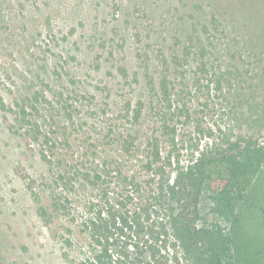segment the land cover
Returning a JSON list of instances; mask_svg holds the SVG:
<instances>
[{
    "label": "rangeland",
    "instance_id": "rangeland-1",
    "mask_svg": "<svg viewBox=\"0 0 264 264\" xmlns=\"http://www.w3.org/2000/svg\"><path fill=\"white\" fill-rule=\"evenodd\" d=\"M43 91L67 118L52 161L0 105V263L82 264L115 204L163 232L156 260L148 234L116 260L188 264L161 184L216 144L264 141V0H0V98L43 117ZM201 208L225 226L207 195Z\"/></svg>",
    "mask_w": 264,
    "mask_h": 264
},
{
    "label": "trees",
    "instance_id": "trees-1",
    "mask_svg": "<svg viewBox=\"0 0 264 264\" xmlns=\"http://www.w3.org/2000/svg\"><path fill=\"white\" fill-rule=\"evenodd\" d=\"M40 95L54 111L51 115L40 117V108L25 99L7 107L0 98V105L14 118L6 120L9 128L20 131L27 144L41 147L42 156L52 161L50 157L61 154L54 150L59 149L56 142L60 136V127L54 122L67 118H60L64 110L61 101L56 109L44 91ZM40 95L35 97L37 101ZM149 144L150 163L154 164L162 158L159 140L155 138ZM165 183L161 184V195L169 196L179 208L170 228L188 264H226V259L229 264H264V141L242 135L216 144L179 170L172 183ZM205 195L211 201L212 212L225 226L204 218L201 202ZM99 215L92 221L97 253L82 264H131L126 252L123 260H116L112 247L120 241L126 248L138 246V240L146 234L151 239L157 237L149 244L151 257L156 260L161 256L158 240L163 232L132 219L115 204ZM137 263L144 264V260L138 258Z\"/></svg>",
    "mask_w": 264,
    "mask_h": 264
}]
</instances>
